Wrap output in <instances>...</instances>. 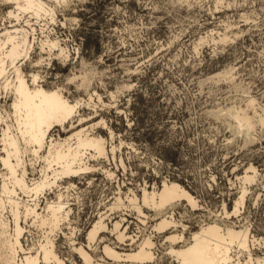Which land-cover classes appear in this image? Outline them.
<instances>
[{"label":"rangeland","instance_id":"obj_1","mask_svg":"<svg viewBox=\"0 0 264 264\" xmlns=\"http://www.w3.org/2000/svg\"><path fill=\"white\" fill-rule=\"evenodd\" d=\"M43 1L55 9L54 22L28 14L20 23L0 18L1 27L31 24L35 30L25 73H39L44 86L64 89L70 102L89 103L94 92L101 97L94 96L65 128L56 127L54 138H69L84 119L80 127L95 126L91 133L117 148L92 162L94 172L73 178V188L65 179L47 194L53 202L62 194L70 210L62 229L50 235L65 264H85L75 248L85 249L93 262L115 264L103 252L106 245L129 254L145 239L154 244L156 260L149 264H178L168 255L169 234L189 239L213 223L248 229L254 256L264 258V0ZM0 10L4 15L10 7ZM48 37L62 43L68 61L41 51ZM83 76L90 81L87 90L80 87ZM239 110L257 115L262 125L247 136L236 134L229 114ZM40 167L33 173L29 166L31 179L41 175ZM246 173L254 182L244 183ZM166 183L179 184L197 206L183 200L168 207L163 215L177 227L159 233L155 226L163 215L144 208L141 216L127 197L141 198L144 190L157 192ZM245 189V203L233 215ZM118 197L124 205L110 211ZM102 214L108 228L89 247L87 234ZM122 220L127 239L119 242L112 225ZM22 226L27 249L45 242L46 227L32 221Z\"/></svg>","mask_w":264,"mask_h":264},{"label":"bare ground","instance_id":"obj_2","mask_svg":"<svg viewBox=\"0 0 264 264\" xmlns=\"http://www.w3.org/2000/svg\"><path fill=\"white\" fill-rule=\"evenodd\" d=\"M0 5L10 7L4 15L0 10V18L4 21L10 19L20 23L22 16L26 14L35 19L55 21V9L43 0H0ZM28 27L0 26V98L4 99V104H0V264H65L60 254H57L50 235L62 229L70 210L62 202V194L54 202L46 198L47 194L55 188L63 187L60 183L65 179L69 180L68 188H73V178L94 172L96 166L92 162H98L100 158L108 159L110 154L115 155L117 148L111 145L109 149L104 137L92 134L95 126L92 130L80 127L84 119H79V124L74 126L75 131L69 138H54L53 131L56 127L65 128L67 123L77 118L85 104L91 107L94 96L100 101L101 97L94 92L88 94L89 103L83 100L70 102L64 89L44 86L39 73L27 75L24 65L31 60L35 51V30ZM226 40V37L221 39L224 42ZM39 48L42 52L48 51L50 56L57 52L55 55L60 61L70 59V53L62 43L50 37ZM41 59L43 60L42 57ZM41 63L43 62L38 64ZM80 87L86 90L90 88L87 76L81 77ZM253 105L254 101L251 100L249 107ZM256 116L251 117L242 110L231 112L229 117L235 121L232 129L236 134L242 132L247 136L257 125H262V121ZM101 124L107 127L103 121ZM111 136L113 137V133ZM40 163L41 175L31 179L29 166L34 173L35 166ZM242 180L245 184L252 183L254 176L246 173ZM245 195L246 189L236 201L233 215H237L239 208L244 205ZM45 198L46 206L41 208V201ZM127 200L141 216L144 215L145 208L160 217L168 207L183 200L194 208L197 206L195 199L177 183H166L157 192L144 190L141 198L132 194ZM122 202L121 197L116 198L110 211L123 206ZM225 214L229 216L226 209ZM106 219L107 216L102 214L92 225L87 234L89 247L107 230ZM29 221L49 230L44 238L45 242L40 243L37 248L27 249L23 242L25 228L22 223ZM122 222L123 220L112 225V232L119 242L127 239ZM176 227L175 221L163 215L155 230L165 233ZM128 240H131V245L135 244L133 239ZM167 241L171 244L168 255L176 259L178 264H264V258L253 254L254 245H251L253 240L249 230H238L232 225L222 227L217 223L209 224L189 239L184 235L171 233ZM180 243L183 246L176 248ZM153 246L150 239H145L133 253L122 254L109 245L104 247L103 252L115 264H149L156 260L152 252ZM73 250L85 264H104L93 262V258L83 248ZM242 257L246 259L242 260Z\"/></svg>","mask_w":264,"mask_h":264}]
</instances>
